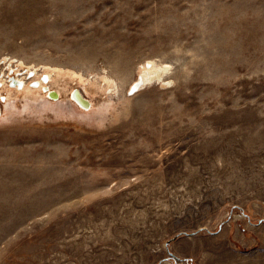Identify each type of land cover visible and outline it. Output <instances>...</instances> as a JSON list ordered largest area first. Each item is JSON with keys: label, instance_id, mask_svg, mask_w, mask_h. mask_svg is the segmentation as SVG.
<instances>
[{"label": "rangeland", "instance_id": "1", "mask_svg": "<svg viewBox=\"0 0 264 264\" xmlns=\"http://www.w3.org/2000/svg\"><path fill=\"white\" fill-rule=\"evenodd\" d=\"M39 75L1 88L0 264H264V0H0V81Z\"/></svg>", "mask_w": 264, "mask_h": 264}, {"label": "bare ground", "instance_id": "2", "mask_svg": "<svg viewBox=\"0 0 264 264\" xmlns=\"http://www.w3.org/2000/svg\"><path fill=\"white\" fill-rule=\"evenodd\" d=\"M16 59V58H15ZM3 60V59H2ZM147 60V59H146ZM145 60V61H146ZM9 61V60H7ZM15 61V60H14ZM13 61V62H14ZM22 61V60H21ZM25 61V60H24ZM142 60V64L138 67V78H134L135 80H133V84L131 86V90L134 91V90H137L139 88H142L145 86V84L149 83V82H154V81H157V82H162V84H164L166 82V79H165V75L169 72L170 70V66L168 64H163V63H159V62H156L155 60L153 59H150L148 60L147 62H145ZM13 64V63H12ZM34 64H32L33 66ZM19 66V65H18ZM42 66V65H41ZM53 66V65H52ZM30 67V65H29ZM19 68V67H18ZM57 69L53 68V67H50L48 66V69H46V75H45V78H54L53 77V72L54 73H58L60 74L61 76H67L68 79L70 80H75L76 78H78L79 81L83 82L84 83V80L86 78H84L82 76V74H79L77 71L75 70H71V69H63V68H60V67H56ZM69 68V67H68ZM5 69V68H4ZM3 70V69H1ZM15 70V69H14ZM18 70V69H17ZM20 71V70H19ZM24 71V70H23ZM13 73V72H12ZM17 74V73H16ZM40 74V73H39ZM20 76V75H19ZM55 76V75H54ZM5 77V76H4ZM40 75L37 77L38 79L34 80L35 81V85H39V88H31L29 87L28 85L30 84L28 81L27 82H22L20 80V78L18 77L17 79L16 78H13L11 77V82L8 83V81L10 80H5V79H2L1 78V81H0V99H3L4 96H2V92H1V88L2 89H7L8 90H12L11 88H9V85L8 84H11L13 88H15L17 91H22L24 95H29V94H33V93H37V94H43L44 91H40V88H43L45 89V95L44 97L46 98V96L48 95L49 97L51 98H57V91L56 90H50L51 87H48L47 85H44V86H41V84H43V80L41 78H39ZM25 80V79H23ZM27 80V79H26ZM90 80V79H89ZM7 81V82H6ZM92 81V80H91ZM102 81L104 82L102 84ZM46 82V81H45ZM97 82H98V86L102 89V90H113V91H118L120 90L121 88V85L120 84H117L116 80L111 76V75H107V74H103L101 78H97ZM131 82V83H132ZM4 84V85H3ZM32 84V83H31ZM11 87V86H10ZM6 91V92H7ZM9 91V92H10ZM130 91V90H129ZM107 92V91H106ZM8 93V92H7ZM104 93V92H103ZM15 94V93H14ZM68 96L71 97V105H72V108L73 110L77 111L78 114L79 113H84L86 110L82 109V107L84 108H88L89 106H91V103L89 100L87 102V104H84V100L85 99L83 97V95L81 94V92L79 90H72V92H68L67 93ZM7 96V95H6ZM28 97V96H27ZM5 99V98H4ZM48 100V99H47ZM73 100V101H72ZM4 102V101H3ZM54 102L52 101H49L46 102V103H43V107L44 108H48V107H52L54 106ZM57 106V105H56ZM82 106V107H81ZM109 102H106L105 104H103L99 110H101V112L103 114H101V116L99 117V119H97V122L101 123L104 118H105V114H104V111L106 112V110H109ZM92 108V107H91ZM70 110V112L74 113V111ZM60 111V110H59ZM89 111V110H88ZM67 112V111H66ZM2 113V107H1V104H0V115ZM89 113V112H88ZM57 114V113H56ZM58 115V114H57ZM69 115V114H68ZM75 115V114H74ZM89 115V114H88Z\"/></svg>", "mask_w": 264, "mask_h": 264}, {"label": "water", "instance_id": "3", "mask_svg": "<svg viewBox=\"0 0 264 264\" xmlns=\"http://www.w3.org/2000/svg\"><path fill=\"white\" fill-rule=\"evenodd\" d=\"M75 90H77V89H75ZM75 90H74V91H75ZM83 100H84V104H87L88 101H87L86 99H83Z\"/></svg>", "mask_w": 264, "mask_h": 264}]
</instances>
